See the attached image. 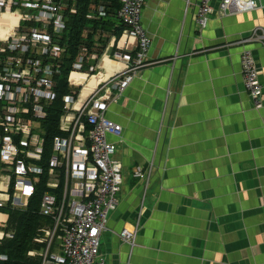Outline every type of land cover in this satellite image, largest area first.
Listing matches in <instances>:
<instances>
[{"label": "crops", "instance_id": "crops-1", "mask_svg": "<svg viewBox=\"0 0 264 264\" xmlns=\"http://www.w3.org/2000/svg\"><path fill=\"white\" fill-rule=\"evenodd\" d=\"M77 2L63 1L65 53L54 78L65 63V34ZM200 3L147 0L142 24L152 39L150 65L106 111V118L123 129L121 136L108 135L117 146L114 158L123 174L117 209L101 236L100 253L109 264H264V104L255 108L241 65L243 53L251 50L264 102V45L248 41L255 30H264V7L223 15L215 0L202 28L196 21ZM92 8L87 19L100 25L84 31L93 41L81 48L71 70L78 64L82 73L75 75L89 76L79 83L73 82L74 74L68 76L70 92L79 88L77 108L100 78L124 71L123 55L134 59L138 45L119 27L116 12L109 14L101 2ZM84 125L88 137L91 126L86 120ZM59 128L60 136L67 137ZM53 152L52 147L50 157H44L40 203L46 193L60 199L65 195V189L49 186L58 181L47 173ZM138 169L143 177L136 176ZM8 220L7 215L0 223V236L8 233ZM54 227L52 220L37 235ZM125 228L138 230L133 248L120 237ZM61 246L58 236L52 246L40 245L28 255L48 264L52 255H63Z\"/></svg>", "mask_w": 264, "mask_h": 264}, {"label": "built area", "instance_id": "built-area-1", "mask_svg": "<svg viewBox=\"0 0 264 264\" xmlns=\"http://www.w3.org/2000/svg\"><path fill=\"white\" fill-rule=\"evenodd\" d=\"M63 1L0 0V207H6L11 199L16 207L27 206L45 174V139L37 129L56 98L54 75L59 73L57 61L65 53L61 34L67 28ZM214 1L201 0L196 21L202 28L213 14ZM118 2V18L125 33L138 41L136 55L134 59L123 55L124 71L113 78H100V85L81 107H76L77 91L64 98L67 114L62 117L60 129L68 136L54 138L47 173L58 179L49 186L65 189V195L62 199L50 193L43 196L41 214L52 218L55 227L54 231H41L35 239L49 247L55 237L61 239L63 255H52L48 264H109L100 253L101 236L107 229L109 214L117 209L123 174L121 164L114 158L117 146L108 135L121 136L123 129L106 118V111L110 103L120 100L139 72L150 65L148 51L152 44L142 24L147 0ZM262 6L264 0L219 3L223 15ZM104 9L101 7V12ZM14 10L21 13V18L13 16ZM71 13L76 11L72 9ZM8 20L14 24L6 31L4 23ZM248 41L264 45V30H255ZM241 65L245 88L255 108L261 109L263 85L251 50L243 53ZM81 70V65L75 64L71 74L82 73ZM85 120L91 126L88 137L84 135ZM141 171L138 169L137 177H143ZM137 231L125 228L120 237L133 248ZM5 237L13 236L3 233L0 243ZM41 254L47 258V253ZM6 259L7 256L0 255V261Z\"/></svg>", "mask_w": 264, "mask_h": 264}, {"label": "trees", "instance_id": "trees-1", "mask_svg": "<svg viewBox=\"0 0 264 264\" xmlns=\"http://www.w3.org/2000/svg\"><path fill=\"white\" fill-rule=\"evenodd\" d=\"M102 3L107 9L109 14L118 16L120 3L118 0H78V11L75 13L68 26V34H65V42L67 47V55L64 58L65 63L62 65L61 74L54 78L55 80V93L56 99L53 101L49 108L48 119L44 123L45 138H46V157H50V149L55 135H60L58 125L63 112L62 98L70 93L71 87L68 83V76L72 70V65L77 61L81 48L86 44L90 47L93 41L92 34L84 35V31L88 28L96 29L99 27L100 22L91 21L87 19L92 7ZM119 27L122 26L118 20ZM75 78L76 75H74ZM44 191H39L37 196L33 198L30 205L25 210L4 209L9 213L7 232H14L15 236L12 239H5L0 247V253L8 256L7 261L0 262V264H42L39 257H29L28 253L31 250H39L40 245L35 243L38 230L46 224H51L52 220L43 217L39 213L40 197Z\"/></svg>", "mask_w": 264, "mask_h": 264}, {"label": "clouds", "instance_id": "clouds-1", "mask_svg": "<svg viewBox=\"0 0 264 264\" xmlns=\"http://www.w3.org/2000/svg\"><path fill=\"white\" fill-rule=\"evenodd\" d=\"M70 75H71V73H70ZM75 75V74H74ZM74 75H73V82H78L79 83V80L78 79H80V76H78L77 78H75L74 77ZM85 78V77H84ZM76 80V81H75ZM70 82V77L68 78V83ZM76 82V83H77ZM73 86V85H72ZM78 90H79V88H76L75 87V89L74 90H72L69 94H67V95H70V94H73L74 92L73 91H77L78 92ZM54 91H55V87H54ZM67 95H65L63 98H62V100H63V112H62V116H61V119H60V122H59V124H60V126H61V120H62V117H64L66 114H67V110L65 109V102H64V98L67 96ZM76 95H77V93H76ZM75 95V96H76ZM56 99V98H55ZM48 115H49V109H48ZM48 115H47V117L45 118V119H41L40 121H42V123L40 124V126H39V130H40V132H38L40 135H42L43 136V138L45 139V145H44V154H43V159H44V157H45V154H46V138H45V128H44V120H47L48 119ZM60 129V128H59ZM60 131H61V129H60ZM61 132H63V131H61ZM57 136H60V135H57ZM56 136H54V138H55ZM54 138H53V141H54ZM52 147H53V149H54V142H52ZM33 163H38V161H36V160H34L33 161ZM37 192H38V185H37ZM37 192H36V194H37ZM35 194V195H36ZM35 195L30 199V201H29V203H28V207H29V205H30V202H31V200L35 197ZM41 204V203H40ZM21 207L22 206H19V207H16V206H14L13 205V203H12V199H11V201H9V204L6 206V207H0V212L1 211H4V209H9V208H11V209H18V210H25V209H21ZM27 207V208H28ZM5 212V211H4ZM6 213V215H8L9 217H10V215H9V213H7V212H5ZM40 213H41V205H40ZM50 218V217H49ZM52 219V218H51ZM41 233V232H40ZM39 233V234H40ZM5 234H10V232H8V233H6L5 232ZM38 234V235H39ZM38 235L36 236V238L38 237ZM6 238H8V237H5L3 240H1V243H0V246H1V244H2V242L6 239ZM35 238V239H36ZM36 242V241H35ZM37 243V242H36ZM39 244V243H38ZM40 245H44V244H40ZM0 255H4V256H7V255H5V254H3V253H1ZM57 256H59V255H57ZM62 256V255H61ZM8 260V256H7V259L6 260H3V261H7ZM3 261H0V262H3Z\"/></svg>", "mask_w": 264, "mask_h": 264}, {"label": "rangeland", "instance_id": "rangeland-1", "mask_svg": "<svg viewBox=\"0 0 264 264\" xmlns=\"http://www.w3.org/2000/svg\"><path fill=\"white\" fill-rule=\"evenodd\" d=\"M45 1V0H44ZM13 16H16L17 18H21V13L19 11H13ZM32 25H34V22H31ZM31 26L28 25V28H30ZM6 48V45H5ZM54 87H55V81H54ZM7 219V215L4 211L0 212V223H4Z\"/></svg>", "mask_w": 264, "mask_h": 264}, {"label": "bare ground", "instance_id": "bare-ground-1", "mask_svg": "<svg viewBox=\"0 0 264 264\" xmlns=\"http://www.w3.org/2000/svg\"><path fill=\"white\" fill-rule=\"evenodd\" d=\"M7 19V18H6ZM14 22L12 20H8L4 23L5 29L6 31H8L12 26H13ZM78 77V76H76ZM86 86V85H85ZM85 88V87H84ZM90 96V95H89Z\"/></svg>", "mask_w": 264, "mask_h": 264}]
</instances>
